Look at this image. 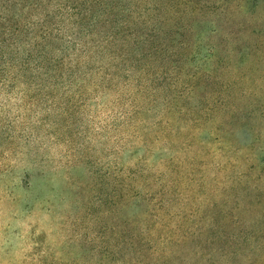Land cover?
<instances>
[{
	"label": "rangeland",
	"instance_id": "1",
	"mask_svg": "<svg viewBox=\"0 0 264 264\" xmlns=\"http://www.w3.org/2000/svg\"><path fill=\"white\" fill-rule=\"evenodd\" d=\"M122 75L58 109L0 92V264H264V103L209 84L180 114Z\"/></svg>",
	"mask_w": 264,
	"mask_h": 264
},
{
	"label": "trees",
	"instance_id": "2",
	"mask_svg": "<svg viewBox=\"0 0 264 264\" xmlns=\"http://www.w3.org/2000/svg\"><path fill=\"white\" fill-rule=\"evenodd\" d=\"M134 70L180 114L210 85L264 103V0H0V92L19 105L86 103Z\"/></svg>",
	"mask_w": 264,
	"mask_h": 264
}]
</instances>
